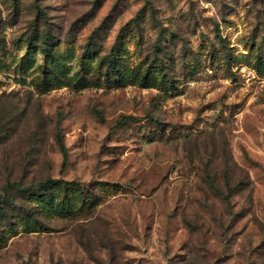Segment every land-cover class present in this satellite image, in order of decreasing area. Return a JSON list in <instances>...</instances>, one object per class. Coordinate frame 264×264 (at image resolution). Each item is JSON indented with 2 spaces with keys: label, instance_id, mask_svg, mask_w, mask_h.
<instances>
[{
  "label": "rangeland",
  "instance_id": "rangeland-1",
  "mask_svg": "<svg viewBox=\"0 0 264 264\" xmlns=\"http://www.w3.org/2000/svg\"><path fill=\"white\" fill-rule=\"evenodd\" d=\"M0 264H264V0H0Z\"/></svg>",
  "mask_w": 264,
  "mask_h": 264
},
{
  "label": "trees",
  "instance_id": "trees-1",
  "mask_svg": "<svg viewBox=\"0 0 264 264\" xmlns=\"http://www.w3.org/2000/svg\"><path fill=\"white\" fill-rule=\"evenodd\" d=\"M33 47V44L31 42V40H28L27 42V48H32Z\"/></svg>",
  "mask_w": 264,
  "mask_h": 264
}]
</instances>
